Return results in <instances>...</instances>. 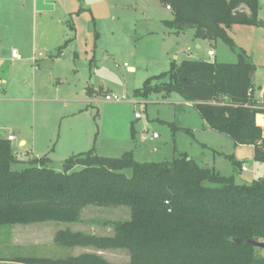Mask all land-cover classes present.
<instances>
[{
  "label": "trees",
  "instance_id": "trees-1",
  "mask_svg": "<svg viewBox=\"0 0 264 264\" xmlns=\"http://www.w3.org/2000/svg\"><path fill=\"white\" fill-rule=\"evenodd\" d=\"M157 1L172 10L173 19L163 21L171 33L193 30L196 40L222 41L234 52L229 34L233 27L264 26L260 0ZM238 57L237 64L172 62L167 73L149 79L135 95H181L197 107L210 129L228 136L236 147H253L255 163L264 166V127L257 124L264 105L255 98L256 69L243 50ZM19 162L13 145L2 141L0 227L74 224L88 206L126 207L131 219L115 224L111 237L66 232L58 234L56 244L123 249L129 256L123 264H264V251L247 244L264 242L263 178L239 185L234 177L201 168L186 154L141 163L133 152L109 158L93 149L67 159L64 164L73 170L63 172L52 167L48 156L28 160L22 171L13 170ZM17 263L112 264L90 253L67 259L22 258Z\"/></svg>",
  "mask_w": 264,
  "mask_h": 264
},
{
  "label": "rangeland",
  "instance_id": "rangeland-1",
  "mask_svg": "<svg viewBox=\"0 0 264 264\" xmlns=\"http://www.w3.org/2000/svg\"><path fill=\"white\" fill-rule=\"evenodd\" d=\"M94 1L83 2L88 8L87 5L94 4ZM107 2L112 6L111 12L107 5L95 6L97 15L93 16L94 19L77 20L79 44L90 50L93 64L89 65L90 62L84 59L78 61L76 79L69 70L62 80L51 78L46 91L48 96L54 97L56 89L62 94L71 88H80L91 79L92 73V83L97 88L102 85L103 92L78 119L59 120L56 116L50 127L56 130L61 127L64 135L63 132L73 127L76 120H81L88 134L87 151L94 149L99 156L120 158L133 152L135 160L144 163L172 161L186 154L201 168L215 169L223 177H234L239 185L251 184L257 169L253 148L236 147L228 136L210 129L197 107L177 93L169 97L151 94L144 99L137 97L135 91L143 88L149 79L167 73L172 62L205 60L237 64L238 53L243 50L255 66L253 83L259 94L258 89H264V26L233 27L229 34L236 45L235 52L222 41L202 43V49L197 50L193 30L180 36L169 35L163 21L173 19L172 10L157 0ZM259 18L264 22V0H260ZM211 49L215 51L214 58L208 56ZM31 72L28 71V76ZM17 83L6 92H0V126L16 133L17 140L12 145L20 162L13 166V170L22 171L29 167L26 150L32 145V131L40 133L43 139L42 109L40 104L18 100V97L30 96L31 90L28 92L23 88L24 84ZM107 93L117 95L122 101H107ZM54 109L50 110L53 115ZM24 137L29 140V146L23 150L18 147V142ZM60 146L62 142L59 145L56 140L53 142L55 153L49 158L58 159ZM63 165L54 160L52 167L63 172ZM243 166L247 172H242ZM78 170L80 168L75 169ZM124 173L132 175V171ZM130 219L131 212L126 207L88 206L82 210L79 222L74 224L51 222L0 227V264H22L17 260L30 257L67 259L83 253L97 254L112 264L127 263L129 256L123 249L64 248L56 244V237L66 232L111 237L115 224Z\"/></svg>",
  "mask_w": 264,
  "mask_h": 264
},
{
  "label": "crops",
  "instance_id": "crops-1",
  "mask_svg": "<svg viewBox=\"0 0 264 264\" xmlns=\"http://www.w3.org/2000/svg\"><path fill=\"white\" fill-rule=\"evenodd\" d=\"M83 1L0 0V66L2 68L0 92H6L13 85L19 84L17 82H20V84H24L23 88L28 92L31 90V95L18 97V100L33 102L34 105L40 104L42 109L40 117H42L41 128L43 131L41 134L43 139H41L40 133L32 131L30 139L32 145L30 150H26L28 160L42 158L39 156L43 154L51 156V153H55L56 147H52L55 140L56 145L62 142L61 153L58 159L53 157L50 159L62 165L70 157L88 152V134L84 125L81 124V120H76L73 127L67 128L63 132L64 135H62L61 127L60 130H56L50 126L54 123L56 116L59 120L63 118L78 119L88 111L89 105L97 95L103 92V86L99 85L97 88L92 83L91 73V79L85 82V86L71 88L67 92H63L64 94L56 89L54 97L52 95L50 97L46 93L51 78L62 80L61 77L67 76L66 73L70 70V74L76 79L79 75L76 65L78 61L87 60L90 62L89 65L94 62L90 50L83 49V45L79 44L77 20L87 17L94 19L93 16L97 15V11L94 12L95 6L107 5L110 8L109 12H111L112 6H108L107 0H95L94 4H88V8H86ZM171 34L173 33L170 32L169 35ZM205 42L208 41L197 40L196 49L201 50L202 43ZM12 50H18L22 60H13L11 58ZM210 51L214 50L211 49L208 52ZM39 54L42 57H38ZM176 59L178 60V58ZM89 67L91 68V66ZM97 69L101 71L100 67ZM27 70L32 71L31 76H28ZM130 71L134 72V69H130ZM95 75L97 74L95 73ZM255 98L264 105V89L259 94L256 93ZM53 107L55 115L50 113ZM257 124L264 127V114L257 116ZM4 127L0 126L1 129L7 130ZM8 132L14 134L17 140L16 133ZM28 146L27 138L19 140V148L24 150ZM256 167L254 180L264 177V166L256 164Z\"/></svg>",
  "mask_w": 264,
  "mask_h": 264
},
{
  "label": "built area",
  "instance_id": "built-area-1",
  "mask_svg": "<svg viewBox=\"0 0 264 264\" xmlns=\"http://www.w3.org/2000/svg\"><path fill=\"white\" fill-rule=\"evenodd\" d=\"M167 9L171 10L170 7H167ZM208 56L210 58H214L215 57L214 51L208 52ZM38 57H42V55L39 54ZM11 58L13 60H17V61L22 60V56H21V54L19 53L18 50H12L11 51ZM1 77H2V68L0 66V79H1ZM106 100L109 101V102H121L122 98L118 97L117 95H107L106 96ZM2 141H8L11 144H13L16 141V138H15L14 134H12V133L0 128V143ZM242 171L243 172H247L248 169L245 166H243L242 167Z\"/></svg>",
  "mask_w": 264,
  "mask_h": 264
},
{
  "label": "water",
  "instance_id": "water-1",
  "mask_svg": "<svg viewBox=\"0 0 264 264\" xmlns=\"http://www.w3.org/2000/svg\"><path fill=\"white\" fill-rule=\"evenodd\" d=\"M63 170H64V171H72V170H73V167L64 164V165H63ZM235 242L238 243V244L241 243V241L238 240V239H236ZM247 244H248V245H252V246H254V247L257 248V249H260V250H263V251H264V242H259V241H253V240H252V241H248Z\"/></svg>",
  "mask_w": 264,
  "mask_h": 264
}]
</instances>
